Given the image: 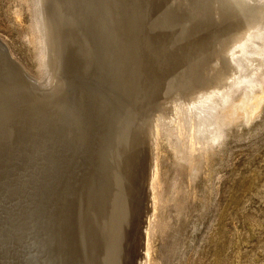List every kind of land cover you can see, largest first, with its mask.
Returning <instances> with one entry per match:
<instances>
[{
    "label": "rangeland",
    "instance_id": "rangeland-1",
    "mask_svg": "<svg viewBox=\"0 0 264 264\" xmlns=\"http://www.w3.org/2000/svg\"><path fill=\"white\" fill-rule=\"evenodd\" d=\"M41 1L42 9L52 26L53 34L49 36V42L52 46V72L39 79L32 57V47L27 39L26 32H24L27 31L28 24L26 7H24V4H18L16 0H0V44L2 46H0V68L3 64L5 66V69L1 68L2 71L5 70L4 73H1L0 69V89L3 87L1 89L3 94L0 90V121L4 122L3 124L0 122V134L4 133L0 135V142L3 143L2 145L0 143V227L2 226L0 236L4 237L3 240L0 237V243L3 242L0 244V252L2 251L3 255L0 253V256H4L3 259L5 258V260L12 261L13 263L6 261L11 264H38V262L55 264L56 261L58 264L76 263L77 261H80L77 264H143L144 257L141 261L140 254L143 255L144 252L142 251H145V245L142 244H145V216L149 214L148 212L151 211L152 207L149 182L151 176L149 175L152 173L153 160L155 159L153 148H151L149 141H145L146 134L149 131V120L157 112L159 106L165 103L172 105L173 99L178 96V93L189 92L196 74L199 73L203 76L208 74L212 64L211 39L216 23H202L198 6L191 3L192 0ZM17 4L20 6H17ZM174 68L175 71L171 72ZM6 70L7 73H5ZM168 78L170 84L165 91L162 88H165ZM1 81H5L2 84L3 86ZM6 81L18 87L14 89L12 84V91L19 90L20 92H11V84L8 85L9 83ZM21 83L22 85H20ZM19 88L25 89V94H21L23 91ZM15 97L19 100L22 97L24 99L19 102ZM16 99L18 105L23 107L22 110L19 106V108L17 107V102L13 103V100L16 101ZM22 101L27 102L25 104L31 106V109L29 110V107L27 106V108ZM13 104L15 108H13ZM40 104L42 108L36 109L35 106L37 108L41 107ZM24 107H26V110ZM16 108L20 110H16ZM57 115L62 116L60 119H63L61 120L63 123ZM32 118L35 121H32ZM40 118L43 119L40 120ZM21 121H23V124ZM31 121L34 128L32 124L30 125ZM38 122H40L39 125ZM54 122L62 125L56 126L58 124ZM51 124L52 128H50ZM66 125H70L69 129ZM25 126L26 128H24ZM70 127L73 128V133H71ZM26 131L28 134H26ZM76 134L79 135V138ZM60 136L63 137L60 138ZM71 136H74L72 139L75 138L77 142H74ZM21 137L24 139L23 141L27 140L26 143L22 141ZM69 137L73 143L69 141ZM15 139L17 144L20 141L24 144L17 145L14 142ZM62 139L64 142L61 141ZM140 139H144L145 142ZM133 140L139 142V145L134 141L135 145ZM231 140L221 153L206 164L205 174L199 182L197 193L195 192V196L187 199L185 209L175 215L176 212L172 203L166 208L171 217L169 220L170 225L165 230L163 238H159L155 242L156 255L160 258L161 264H264V122L248 134ZM14 143L17 149L21 150L17 151L15 147L16 151H13ZM130 143L134 146L132 147ZM70 144H73L75 148H71L72 145ZM145 144H149L150 147ZM127 145H131L130 148ZM68 147L70 148L68 149ZM39 149L43 151L41 150V152ZM12 152H15V154H12ZM17 152L20 153L21 157ZM139 152L144 153V155ZM151 153L153 154L151 155ZM133 157H135L134 160ZM63 158L69 160L64 159V161ZM123 158L127 161H123ZM130 160H133L132 164ZM143 161L146 165L142 164ZM169 162L170 158L165 163V167L168 170L170 169L169 173H171L173 167ZM36 168L39 170H36ZM135 168L140 170L137 171ZM128 169L129 171L131 169V171H127ZM59 170H61V175ZM64 170L66 173H64ZM135 171H137L136 175ZM128 173H131V175ZM137 174L141 175L139 178L143 177L140 179L142 182H139ZM8 175H11L10 178ZM129 175L137 177L136 179L139 181L134 180L135 183H133V178ZM35 176L40 180H37ZM49 177L50 179H48ZM61 178L62 180L64 178V181L69 185L64 183ZM168 178L166 176L165 181L169 180ZM143 179L148 181L145 180L144 182ZM59 181L61 184H59ZM134 185H136V188L133 187ZM165 185H167V182ZM57 188L58 191L61 192L62 189L63 191L59 193ZM66 189L67 193L65 192ZM127 191L129 192L127 193ZM42 192L43 194H41ZM49 192L50 196L48 195ZM23 193L24 195H22ZM45 194H47V197ZM59 194L61 196L65 195L63 199ZM53 195L57 199L61 197L62 201L58 203ZM44 198L48 199L45 200ZM51 199H53V202ZM8 200L11 202H8ZM69 200L72 203H68ZM114 201H117V204H113ZM128 202L130 204L134 203L135 209H133L132 204L130 212H127V208L129 209L130 206H128ZM137 202H140V204L138 205ZM108 203L110 207L106 205ZM49 204L55 208L52 209ZM143 204L146 213L142 206L143 211L138 208ZM149 204L151 205L150 209H148ZM59 205H62V207ZM115 205H120L123 209ZM44 207H48L47 210ZM67 210L72 215L66 214L65 216ZM132 212L134 214L131 215ZM55 213L59 214L56 215ZM142 214L145 215L144 218H142ZM140 215L142 219H139ZM50 216H55V218ZM56 217L58 218L56 219ZM59 217H61V220ZM50 218L55 221H51ZM125 218L126 221L131 220V222H126L130 225L125 223ZM65 220L68 221L64 222ZM2 222L6 223L3 224ZM61 222H63V225L67 223L69 227L67 224H65L67 228L64 227ZM114 222L117 223H115L117 227ZM19 224H22L21 227ZM51 224L53 225L51 226ZM109 224L112 226H108ZM124 224L126 225L124 226ZM61 225L60 228L63 230L58 228ZM10 226L11 228H9ZM45 226L52 228L47 229L44 228ZM65 229L69 231L66 230L68 234L64 231ZM45 231H50V234ZM128 232H137L130 236L132 239L138 238L137 241L134 239V243L130 241L132 239L129 237ZM139 232L142 234H138ZM26 234L28 235L26 236ZM74 234L77 236H74ZM18 235H22V239ZM138 235L143 236L138 237ZM135 236L137 237L135 238ZM19 238L20 241H18ZM75 238L78 239L75 240ZM139 238H142L140 242ZM23 239H25V242ZM49 239L56 242L47 241ZM9 240H12L11 244ZM16 240L17 242H15ZM27 240H31V244ZM32 241L34 244L36 243L35 246L38 244V248L35 249ZM73 241H78V243L73 244ZM20 242L21 244H18L19 248L16 243ZM52 244L55 245L52 248H56V250L48 247ZM10 245H15L16 249ZM59 245L62 246L59 247ZM5 247L8 256L4 250ZM44 248H48L49 250L46 249V252L52 251V254L44 252L45 250H42ZM12 249L17 250V253ZM134 249L139 252H134ZM30 250L33 252L30 253ZM61 251H64L63 253L67 251L68 254H65L69 258L67 255L64 257ZM10 252H13L11 253L13 257ZM27 252L29 253L27 254ZM73 252L76 255H73ZM21 254L27 256L28 259L24 256L22 261ZM70 255L75 258L74 261H72L73 258L71 260ZM132 255L135 257L132 258ZM75 256L78 257L77 260ZM110 256L114 258L110 260ZM46 257L48 258L46 259ZM103 257L105 261L100 259ZM137 257L140 259L137 260ZM3 259H0V261H3L0 262L1 264H5ZM53 259L56 261L54 262ZM66 259L67 261H65ZM97 261L98 263H96Z\"/></svg>",
    "mask_w": 264,
    "mask_h": 264
},
{
    "label": "bare ground",
    "instance_id": "bare-ground-1",
    "mask_svg": "<svg viewBox=\"0 0 264 264\" xmlns=\"http://www.w3.org/2000/svg\"><path fill=\"white\" fill-rule=\"evenodd\" d=\"M19 3L21 4H24L26 7V10H27V14L28 15V24H27V31H24L26 32V35H27V39L29 41V43L31 44L30 46L32 47V57H33V60H34V66H35V69H36V73H37V76L38 78H43L45 75L47 74H51V68H52V46H51V43L49 42V36H51L53 34V31H52V26L50 24V21L47 17V15L45 14L44 10L42 9V1L41 0H16ZM191 3H194L196 4L198 7V12L200 14V17L202 19V23H207V24H214L216 23V27L214 28V31H213V37H212V46H211V60H212V64H211V67L209 68V71H208V74L203 76L201 74H196L193 78V86L191 88V90L189 92H183V93H178V96L174 97L173 99V102H172V105H168L167 103L165 104H162L161 106H159L157 108V112H155L153 114V116L151 117V119L149 120V124H148V127H149V131L148 133L146 134L147 138H145L146 140L145 141H149L150 143V146L151 148H153L154 150V153H151V155L153 154V157L155 158L153 161V169H152V173L149 175V173H147L145 170H143V172L145 171L150 177V188H151V199H152V207L151 205L148 206L150 209L151 207V211L150 210H147V211H150L148 212L149 216H145L144 214H142V218H146V224L144 226L145 228V239H144V243L143 246L145 245V251H142L144 252L143 255L140 254V258L137 257V260L140 259L142 261V258L144 257L143 259V264H161L160 262V258L156 255V240L157 239H161L163 238V235H164V232L166 229H168L169 225H170V214H169V211L166 209L168 206L172 205L174 206V211L176 212L175 215H177L179 212H181L182 210L185 209L186 205H185V202L187 201V199H189L190 197H193L196 195V190H197V187L199 185V182L202 180V176H204L205 174V166L206 164H208L211 160H213L217 154L221 153L223 151V149L226 147V145H228V142L233 139V138H238L240 137L241 135H245V134H248L249 132H251L252 130H254L257 126H259L260 124H262L264 122V0H192ZM14 5V3H12ZM17 6H20L18 5ZM23 6V5H22ZM16 7V6H15ZM19 8V7H18ZM23 8V7H22ZM21 9V8H20ZM24 10V9H23ZM25 12V11H24ZM19 13V12H18ZM116 33V32H115ZM25 35V37H26ZM24 39V38H23ZM27 42V41H26ZM1 46V44H0ZM2 47V46H1ZM0 47V49H1ZM3 50V49H2ZM4 52V51H3ZM1 57V56H0ZM3 61V59H2ZM1 61V62H2ZM6 62V61H5ZM3 64V63H2ZM6 65V64H5ZM4 68V64L1 66V68ZM0 68V69H1ZM8 68V66H7ZM5 69V68H4ZM3 69V71H5ZM33 70V69H32ZM2 71V69H1ZM1 72V73H4V72ZM9 71V70H8ZM175 71V68L171 70V72ZM12 72V71H11ZM7 73V70L6 72ZM170 73V72H169ZM10 74V73H9ZM152 74V73H151ZM3 75V74H2ZM1 75V76H2ZM11 75V74H10ZM35 75V74H34ZM3 77V76H2ZM9 77V76H8ZM12 77V75H11ZM10 77L11 81L12 78ZM15 77V76H14ZM1 78V77H0ZM6 78V77H4ZM6 80H9L8 78H6ZM16 80V79H14ZM5 82V81H4ZM3 81H1V85L4 84ZM7 82V81H6ZM9 83L8 85H10L11 83L10 82H7ZM16 83V82H14ZM13 84V83H12ZM12 84H11V92H14L12 91V89H17L18 87H15V84L14 87L12 88ZM17 84H19L17 82ZM169 84H170V80L169 78L167 79V82L165 83V88H162V89H165V91L169 88ZM22 85V83L20 84ZM20 85H17V86H20ZM162 85V84H161ZM3 86V85H2ZM1 86V87H2ZM9 87V86H8ZM8 87H7V90H8ZM23 88V87H22ZM22 88H19V89H22ZM3 89V87L1 88ZM0 89V90H1ZM25 90V89H24ZM24 90L22 89L21 91V94L24 93ZM2 91V90H1ZM6 91V90H5ZM164 91V90H163ZM15 92H20L19 90L15 91ZM14 92V93H15ZM2 94H3V91H2ZM25 94V93H24ZM9 95V93H8ZM12 95V94H11ZM19 96V94H18ZM21 96V95H20ZM4 97V96H3ZM11 97V96H9ZM14 97V96H13ZM23 97H26V96H23ZM22 97L21 100H23L24 98ZM32 97V96H31ZM17 98V97H15ZM9 99V98H7ZM18 101L20 102L21 100H19V98H17ZM14 101L13 100V103L14 102H17V107L20 105H18V101ZM26 99V98H25ZM67 99V98H66ZM30 100V99H29ZM32 100V99H31ZM34 100V99H33ZM42 100V99H41ZM4 101V100H3ZM6 101V100H5ZM8 101V100H7ZM36 101V100H35ZM10 102V101H9ZM8 102V103H9ZM40 102V101H39ZM59 102V101H58ZM69 102V100H68ZM22 103H24V105H26L25 103L27 102H24L22 101ZM30 103H32L30 101ZM42 103V102H40ZM63 103V102H62ZM60 103V104H62ZM3 104V102H2ZM7 104V103H6ZM11 104H12V101H11ZM21 104V103H19ZM23 105V106H24ZM43 105V104H42ZM59 105V104H57ZM70 105V104H69ZM4 106V105H3ZM12 106V105H11ZM28 105H26L27 107ZM41 106V104H40ZM44 106V105H43ZM61 106V105H60ZM18 107V108H19ZM26 107H24V109L26 110ZM29 107V106H28ZM27 107V108H28ZM31 107V106H30ZM29 107V110L31 109ZM53 107V106H51ZM67 107V106H65ZM13 108L14 107V104H13ZM16 108V110L18 109ZM21 110L23 107H20ZM34 108V107H32ZM36 109H39V108H42L41 107H36ZM34 108V110H35ZM6 109V108H4ZM46 109V108H44ZM51 109V108H50ZM49 109V110H50ZM7 110V109H6ZM20 110V109H18ZM41 110V109H40ZM39 110V112H40ZM72 110V109H71ZM3 111V110H1ZM54 111V110H53ZM58 111V110H57ZM62 111V110H61ZM24 112V111H23ZM26 112V111H25ZM35 112V111H33ZM56 112V111H55ZM65 112V111H64ZM72 112V111H71ZM2 113V112H1ZM52 113V112H51ZM74 113V112H72ZM3 114V113H2ZM40 114V113H39ZM43 114H46V113H43ZM66 114V113H64ZM32 115V114H31ZM53 115V114H52ZM72 115V114H71ZM2 116V115H1ZM37 116V115H36ZM48 116V115H47ZM50 116V115H49ZM59 116L58 119L62 118L61 115H57ZM61 116V117H60ZM9 117V116H8ZM42 117V116H41ZM73 117V116H72ZM7 118V116H6ZM39 118V117H38ZM51 118V117H50ZM49 118V119H50ZM55 118V117H53ZM71 118V117H70ZM69 118V119H70ZM8 119V118H7ZM33 119V118H32ZM43 119V118H40V120ZM57 119V118H56ZM68 119V117H67ZM73 119V118H72ZM1 120V119H0ZM9 120V119H8ZM30 120V119H29ZM63 120V119H60V121ZM71 120V119H70ZM69 120V121H70ZM20 121V120H19ZM18 121V122H19ZM27 121V120H26ZM32 121H35L34 119ZM32 121L30 123V125L32 124ZM43 121V120H42ZM66 121V120H65ZM64 121V122H65ZM73 121V120H71ZM1 122V121H0ZM23 121H21L22 123ZM47 122V121H46ZM59 122V121H58ZM58 122H54L55 124H58ZM4 122H1V124H3ZM25 123V122H24ZM37 123V122H36ZM40 122H38V125H39ZM42 123V122H41ZM61 123H63L61 121ZM67 123V121H66ZM23 124V123H22ZM35 124V122H34ZM46 124V123H45ZM48 124V122H47ZM46 124V125H47ZM53 124V123H52ZM52 124H51V127L52 128ZM65 124V123H64ZM69 124V123H68ZM71 124V122H70ZM73 124V122H72ZM26 125V124H25ZM33 125V124H32ZM37 125V124H36ZM37 125V126H38ZM43 125V123H42ZM45 125V126H46ZM62 124H58L56 126H61ZM75 125V124H74ZM27 126V125H26ZM26 126L24 128H26ZM29 126V125H28ZM44 126V125H43ZM50 126V125H49ZM55 126V125H54ZM67 126V125H66ZM69 126L68 125V129H69ZM76 126V125H75ZM19 127V126H18ZM64 129H65V126H63ZM73 127V126H71ZM70 129L72 130L73 128ZM6 128V127H5ZM33 128H34V125H33ZM33 128L31 127V129L33 130ZM37 128V127H36ZM35 128V130H36ZM43 128V127H42ZM41 128V129H42ZM45 128V127H44ZM1 129V128H0ZM23 129V128H21ZM40 129V131H41ZM46 129V128H45ZM60 129V128H58ZM62 129V127H61ZM6 130V129H4ZM28 130V129H27ZM48 130V128H47ZM56 130V129H55ZM63 130V129H62ZM61 130V131H62ZM66 130V129H65ZM63 130V131H65ZM3 131V130H2ZM24 131V130H23ZM29 131H30V127H29ZM38 131V130H37ZM18 132V131H17ZM27 132V131H26ZM36 132V131H34ZM59 132V131H58ZM67 132V131H66ZM65 132V133H66ZM71 132V131H69ZM74 131L72 130L71 133H73ZM1 133V132H0ZM6 133V132H5ZM30 133V132H29ZM57 133V132H56ZM62 133V132H61ZM64 133V132H63ZM4 134V133H2ZM0 134V135H2ZM24 134V132H23ZM28 134V132L26 133ZM35 134V133H34ZM39 134V133H37ZM41 134V133H40ZM52 134V133H50ZM32 135V134H31ZM62 135V134H61ZM65 135V134H63ZM72 135V134H71ZM74 135V134H73ZM77 135V134H76ZM18 136V135H17ZM29 136V135H28ZM67 136V135H66ZM68 136H70L68 134ZM31 137V136H30ZM36 137V136H35ZM34 137V139H35ZM51 137V136H50ZM59 137V136H58ZM63 137V136H62ZM60 136V138H62ZM72 137L74 136H71V139ZM77 137L79 138V135H77ZM32 138V137H31ZM41 138V137H40ZM52 138V137H51ZM68 138V137H67ZM77 138V140H78ZM18 139V137H17ZM22 139V137H21ZM33 139V140H34ZM38 139V138H37ZM66 139V138H65ZM70 137H69V141L71 140ZM135 139V138H134ZM24 139H22L23 141ZM32 140V141H33ZM39 140V139H38ZM43 140V139H42ZM46 140V139H45ZM51 140V139H50ZM49 140V141H50ZM68 140V139H66ZM74 142H77L75 141L76 139H72ZM80 140V139H79ZM132 140V139H131ZM130 140V142H131ZM142 140V142H145L143 141L144 139H140ZM3 141V140H1ZM20 141V139H19ZM27 141V140H25ZM23 141V142H25ZM53 141V140H52ZM63 141V139L61 140ZM135 140H133L134 142ZM232 141V140H231ZM234 141V140H233ZM16 144H17V140L15 139L14 141ZM23 142L20 141V143H22V145L24 144ZM37 142V141H36ZM35 142V143H36ZM42 142V141H41ZM51 142V141H50ZM64 142V141H63ZM66 142V141H65ZM68 142V141H67ZM71 143H73L72 141H70ZM136 142V141H135ZM134 144L136 145V143H138L139 145V142H136ZM1 145L3 144L2 142H0ZM14 143V144H15ZM18 143V144H20ZM26 143V142H25ZM32 143V142H31ZM39 143V142H38ZM46 143V142H45ZM54 143V142H53ZM58 143V142H57ZM57 143H55L57 145ZM62 143V142H61ZM132 143V142H131ZM130 143V144H131ZM141 143V142H140ZM6 144V143H5ZM13 144V145H14ZM16 144L14 147H12L13 151H19L21 149H17L16 147ZM17 144V145H18ZM40 144V143H39ZM65 144V143H64ZM68 144V143H67ZM66 144V145H67ZM78 144V143H77ZM128 144V143H127ZM134 144L132 145V147L134 146ZM37 145V144H36ZM46 145V144H45ZM72 146H70L71 148H75L73 147V144H70ZM129 145V144H128ZM127 145V146H128ZM130 145V146H131ZM147 145L148 147L149 144H145ZM21 146V144H20ZM31 146V145H30ZM50 146V145H49ZM69 146V145H67ZM66 146V147H67ZM75 146V144H74ZM125 146V147H127ZM130 146H128L130 148ZM143 146V144H142ZM141 146V147H142ZM15 147H16V150H15ZM27 147V146H26ZM52 147H53V144H52ZM57 147V146H55ZM68 147V149L70 148ZM131 147V148H132ZM140 147V146H139ZM140 147V148H141ZM21 148V147H20ZM30 148V147H29ZM60 148V147H59ZM63 148V147H62ZM135 148V147H134ZM145 148V146H144ZM1 149V147H0ZM23 149V148H22ZM147 149V148H146ZM31 150V149H30ZM40 150V149H39ZM42 150V149H41ZM40 150V151H41ZM46 150V149H45ZM48 150V148H47ZM59 150V149H58ZM75 150V149H74ZM125 150V148H124ZM131 150V149H130ZM135 150H137L135 148ZM141 150V149H140ZM143 150V149H142ZM33 151V150H31ZM43 151V150H42ZM41 151V152H42ZM127 151V150H125ZM134 151V149H133ZM131 151V152H133ZM145 151V150H144ZM147 151V150H146ZM37 152V151H36ZM66 152V151H64ZM68 152H70L68 150ZM74 152V151H73ZM129 152V151H128ZM135 152V151H134ZM143 152V151H142ZM141 152V153H142ZM18 153V152H17ZM30 153V152H29ZM35 153V152H34ZM71 153V152H70ZM137 153V152H135ZM140 153V152H139ZM140 153V154H141ZM12 154H15V152ZM20 153H18L19 155ZM33 154V153H32ZM36 154V153H35ZM52 154V153H51ZM63 154V153H62ZM134 154V153H133ZM144 155V153H142ZM148 154V153H146ZM142 155V156H143ZM155 155V156H154ZM14 156V155H13ZM20 156V155H19ZM29 156V155H28ZM34 156V155H32ZM45 156V155H43ZM60 156V155H59ZM148 156V155H147ZM16 157V155H15ZM13 157V158H15ZM21 157V156H20ZM25 157V156H24ZM39 157V156H38ZM55 157V156H54ZM57 157V156H56ZM70 157V156H69ZM137 157V156H136ZM152 157V156H151ZM27 158V157H26ZM33 159V157H31ZM48 158V157H47ZM59 158V157H58ZM135 157H133L132 159L134 160ZM168 158H170V162H171V165L173 167V170L171 173H169V170L165 167V163L167 162ZM20 159V158H19ZM29 159V158H28ZM40 161H41V157L39 158ZM53 159V158H52ZM62 159V158H60ZM65 158H63L64 160ZM68 159V158H66ZM65 159V160H66ZM124 159V158H123ZM122 159V160H123ZM130 159V158H129ZM138 159V158H137ZM140 159V158H139ZM37 160V159H36ZM57 160V159H55ZM59 160V159H58ZM64 160V161H65ZM69 160V159H68ZM121 160V162H122ZM132 160V161H133ZM136 160V159H135ZM39 161V160H38ZM46 161V160H44ZM63 161V162H64ZM71 161V160H70ZM123 161H127V159L123 160ZM129 161V160H128ZM130 160V163L132 162ZM20 162V160H19ZM28 162V161H27ZM58 163V161H56ZM61 162V161H60ZM67 162V161H66ZM169 162V163H170ZM21 163V162H20ZM26 163V161H25ZM31 163V162H30ZM29 163V164H30ZM37 163V161H36ZM53 163V162H52ZM65 163V162H64ZM69 163V162H67ZM129 164V162H127ZM142 163V162H141ZM35 163L33 162V165ZM45 164V163H44ZM121 164V163H120ZM124 165V163H122ZM132 164V163H131ZM130 164V165H131ZM136 164V163H134ZM138 164V162H137ZM140 164V163H139ZM142 164H145L144 161ZM141 164V165H142ZM17 165V164H16ZM31 165V164H30ZM37 165V164H36ZM35 165V166H36ZM40 165V164H39ZM57 165V164H56ZM60 165V164H59ZM58 165V167H59ZM62 165V164H61ZM66 165V163L64 164ZM146 165V164H145ZM144 165V166H145ZM148 165V164H147ZM12 166V165H11ZM22 166H24L22 164ZM42 166V165H41ZM50 166V165H49ZM55 166V165H54ZM53 166V167H54ZM28 167V166H27ZM32 167V166H31ZM29 167V168H31ZM39 167V166H38ZM64 167V166H63ZM62 167V168H63ZM123 167V166H122ZM26 168V167H25ZM45 168V167H44ZM50 168V167H49ZM14 169V168H13ZM35 169V168H34ZM45 169H48V168H45ZM57 169V167H56ZM59 169V168H58ZM61 169V168H60ZM65 169V168H64ZM124 169V168H123ZM134 169V168H133ZM137 171H139L137 168H135ZM22 170V169H21ZM36 170H39L36 168ZM44 170V169H42ZM49 170V169H48ZM54 170V169H53ZM66 170V169H65ZM64 170V171H65ZM125 170V169H124ZM149 170V169H147ZM18 171V169H17ZM16 171V172H17ZM50 171V170H49ZM52 171V170H51ZM129 171V169L127 170ZM131 171V169H130ZM129 171V172H130ZM135 171V175H136V172ZM151 171V170H150ZM24 172V170H23ZM32 172V171H31ZM48 172V171H47ZM53 172V171H52ZM56 172V171H55ZM61 172V170H59V173ZM142 172V173H143ZM35 173V172H34ZM66 173V171L64 172ZM140 173V172H139ZM13 174V173H12ZM28 174V173H26ZM44 174V173H43ZM131 175V173H128ZM14 175V174H13ZM42 175V174H41ZM57 175V174H56ZM59 175V174H58ZM61 175V173H60ZM129 175V176H130ZM134 175V174H133ZM134 175V176H135ZM9 176V175H8ZM11 176V175H10ZM9 176V178H10ZM43 176V175H42ZM68 176V175H67ZM138 176V179H142V178H139V174H137ZM166 176H168L169 180L165 181L166 179ZM7 177V176H6ZM24 177V176H23ZM36 179H37V176H35ZM62 177V176H61ZM132 177L133 181L134 180H137L136 178L137 177H133V176H130ZM128 177V178H130ZM25 178V177H24ZM28 178V177H27ZM66 179V177H64ZM64 178L62 181H64ZM68 178V177H67ZM135 178V179H134ZM7 179V178H6ZM35 179V178H34ZM50 179V177L48 178ZM9 180V179H8ZM26 180V179H25ZM37 180H40V179H37ZM119 180V179H118ZM131 180V181H132ZM137 180V181H139ZM144 180V179H143ZM146 181H148L147 179H145ZM144 180V182H145ZM28 181V180H26ZM25 181V183H26ZM45 181V180H44ZM68 181V180H67ZM167 182V185H165V183ZM17 182V181H16ZM20 182V181H19ZM54 184H56L55 181H53ZM120 182V181H119ZM118 182V184H120ZM139 182H142V180H140ZM12 183H13V180H12ZM46 183V182H45ZM58 183V182H57ZM64 183L68 184L67 182L64 181ZM135 183V181L133 182ZM20 184V183H19ZM30 184V183H29ZM33 184V183H32ZM59 184L60 181H59ZM83 184V183H82ZM126 184V183H125ZM128 184V183H127ZM22 185V184H21ZM26 185V184H25ZM28 185V184H27ZM48 185V184H47ZM58 185V184H57ZM69 185V184H68ZM124 185V184H123ZM129 185V184H128ZM131 185H133L131 183ZM139 185V184H138ZM165 185V186H164ZM41 186V185H40ZM67 186V185H66ZM25 187V186H23ZM35 187V186H33ZM32 187V188H33ZM46 187V185H45ZM50 187V186H49ZM58 188L60 187L57 186ZM121 187V185H120ZM126 187V185H125ZM124 187V189L126 190V188ZM133 187L136 188V185H134ZM132 187V188H133ZM138 187V186H137ZM39 188V186H38ZM54 188H56L54 186ZM58 188H57V191H58ZM6 189V188H5ZM11 189V188H10ZM40 189V188H39ZM78 189V188H77ZM128 189V188H127ZM21 190V189H19ZM65 190V188H64ZM6 191V190H5ZM8 191V190H7ZM24 191V190H23ZM30 191V189H29ZM63 191V189H62ZM61 191V192H62ZM70 191V190H68ZM132 191V190H130ZM134 191V190H133ZM41 192V191H40ZM59 193H61L60 191H58ZM67 193V189L65 191ZM71 192V191H70ZM125 192V191H124ZM129 191H127L128 193ZM196 192V193H195ZM7 193V192H6ZM12 193V192H11ZM56 193V192H55ZM132 193V192H131ZM2 194H4V192H2ZM17 194V193H16ZM27 194V193H26ZM43 194V192L41 193ZM54 194V193H53ZM64 194V193H63ZM69 194V193H68ZM5 195V194H4ZM13 195V194H12ZM21 195V194H20ZM24 195V193L22 194ZM30 195V194H29ZM46 197H47V194H45ZM49 196L51 195L50 192L48 194ZM60 195V194H59ZM58 195V196H59ZM67 195V194H66ZM1 196V194H0ZM54 196V195H53ZM57 196V194H56ZM56 196H54L56 198ZM61 196V195H60ZM63 196L65 195H62V199H63ZM68 196V195H67ZM6 197V196H5ZM14 197H15V193H14ZM23 197V196H22ZM61 197H59L60 199H57L58 200V203L59 201H62L61 200ZM73 197V196H72ZM116 197H118L116 195ZM120 197V196H119ZM123 197V195H122ZM7 198L9 199V197L7 196ZM6 198V199H7ZM13 198V196H12ZM11 198V199H12ZM16 198V197H15ZM27 198V197H26ZM39 198V197H37ZM48 198H51V197H48ZM47 198V199H48ZM126 198V197H125ZM195 198V197H194ZM10 199V200H11ZM42 199V198H41ZM45 199V198H44ZM45 199V200H47ZM73 199V198H72ZM71 199V200H72ZM115 199V197H114ZM119 199V198H118ZM196 199V198H195ZM16 200V199H15ZM19 200V199H18ZM43 200V199H42ZM52 202H53V199H51ZM128 200V199H126ZM14 201V199H13ZM24 201V200H23ZM29 201V200H28ZM44 201V200H43ZM8 202H11L8 200ZM21 202V201H20ZM26 202V201H25ZM33 202V201H32ZM39 202H41L39 200ZM49 202V201H47ZM57 202V201H56ZM55 202V203H56ZM71 202L70 200L68 201V203ZM118 202H120L118 200ZM131 202V201H130ZM132 202H135V201H132ZM13 203V202H12ZM19 203V202H18ZM34 203V202H33ZM45 203V202H44ZM54 203V204H55ZM72 203V202H71ZM70 203V204H71ZM109 203H112V202H109ZM109 203L106 204L107 206H109ZM129 203V202H128ZM127 203V204H128ZM138 205L140 204V202H137ZM14 204V203H13ZM22 204V203H21ZM20 204V205H21ZM53 204V203H51ZM53 204V205H54ZM113 204H117V201ZM119 204V203H118ZM133 204V209L134 208V203ZM132 204H128L129 206V209L127 208V212H130V207L132 209ZM136 204V203H135ZM28 205V204H27ZM39 205V204H38ZM41 205V204H40ZM50 205V204H49ZM65 205V204H64ZM125 205V204H124ZM137 205V204H136ZM43 206V205H42ZM41 206V208H42ZM46 206V205H45ZM51 206V205H50ZM60 206V205H59ZM106 206V207H107ZM114 206V205H113ZM116 206V205H115ZM120 205L116 206L118 208ZM123 206V205H122ZM126 207H128L127 205H125ZM141 206H142V209H144V212H145V209L146 208H143L144 207V204L143 205H140L138 208L141 209ZM28 207H30L28 205ZM27 207V208H28ZM40 207V206H39ZM62 207V205L60 206ZM110 207V206H109ZM112 207V206H111ZM115 207L116 210H118L117 208ZM147 207V206H145ZM6 208V207H5ZM4 208V209H5ZM10 208V207H9ZM18 208V207H17ZM24 208V207H23ZM40 208V210H41ZM46 208V207H44ZM48 208V207H47ZM47 208L45 210H47ZM51 208H55V207H52ZM108 208V207H107ZM114 208V207H113ZM122 208V207H121ZM125 208V207H124ZM1 209V208H0ZM34 209V208H33ZM103 209V208H102ZM123 209V208H122ZM137 209V207H136ZM141 209V210H142ZM6 210V209H5ZM126 210V209H125ZM130 210V211H129ZM4 211V210H3ZM7 211V210H6ZM17 211V210H15ZM32 211V210H31ZM35 211V210H34ZM54 211V210H52ZM63 211V210H61ZM103 211V210H102ZM105 211V210H104ZM103 211V212H104ZM108 211V209H107ZM115 211V210H114ZM120 211V210H119ZM132 211H135V210H132ZM143 211V210H142ZM50 212V211H49ZM55 212V211H54ZM70 212V211H69ZM68 210H67V213H65V216L66 214H69ZM101 212V210H100ZM116 212V211H115ZM136 212V211H135ZM141 212V211H140ZM40 213V212H39ZM42 213V212H41ZM45 213V212H43ZM48 213V212H46ZM53 213V212H52ZM51 213V214H52ZM63 213V212H62ZM63 213V214H64ZM143 213V212H141ZM146 213V212H145ZM1 214V213H0ZM18 214V213H17ZM31 214V213H30ZM50 214V215H51ZM56 214V213H55ZM59 213H57L56 215H58ZM72 215V213H70ZM69 214V215H70ZM106 214V212H105ZM108 214V213H107ZM113 214V213H112ZM134 214L133 212L131 213V215ZM9 215V214H8ZM104 215V213H103ZM110 215V214H108ZM115 215V214H114ZM127 215V214H126ZM136 215V213H135ZM133 215V216H135ZM139 215V214H138ZM15 216V215H14ZM13 216V218H14ZM21 216V215H20ZM48 217V215H46ZM60 216H61V213H60ZM102 216V215H101ZM107 216V215H106ZM116 216V215H115ZM128 216V215H127ZM137 216V215H136ZM135 216V217H136ZM9 217V216H8ZM17 217V216H16ZM19 217V216H18ZM17 217V218H18ZM25 217V216H24ZM30 217V215H29ZM45 217V216H44ZM50 217H54L55 216H50ZM63 217V216H62ZM103 217V216H102ZM105 217V216H104ZM113 217V216H112ZM121 217V216H120ZM131 218V216H129ZM3 218V217H2ZM35 218V217H34ZM33 218V219H34ZM58 217H56L57 219ZM60 220H61V217H59ZM117 219V217H115ZM119 218V217H118ZM128 219V217H126ZM126 218L124 219L125 220V223L126 222H131V220H128L126 221ZM138 218V217H137ZM141 218V215L139 217V219ZM141 218V219H142ZM148 218V219H147ZM9 219V218H8ZM21 219V218H20ZM46 219V218H44ZM49 219V218H48ZM52 219V218H50ZM107 219V218H106ZM114 219V218H112ZM123 219V218H122ZM121 219V220H122ZM133 219V217L131 218ZM18 220V219H17ZM16 220V221H17ZM36 220V218H35ZM54 219H52L51 221H53ZM64 220V219H62ZM71 220V219H69ZM120 220V219H119ZM136 220V219H135ZM4 221V220H3ZM6 221V220H5ZM11 221V220H10ZM15 221V222H16ZM29 221V219H28ZM44 221V220H43ZM55 221V220H54ZM68 220H65L64 222H66ZM76 221V220H75ZM108 221V219H107ZM134 221V220H132ZM142 221V220H141ZM19 222V221H18ZM31 222V221H30ZM35 222V221H34ZM46 222H50V221H46ZM60 222V221H59ZM117 222V221H116ZM114 222V225L115 223ZM145 222V221H144ZM143 222V223H144ZM3 224L6 223V222H2ZM17 223V222H16ZM55 223H58V222H55ZM62 225H63V222H61ZM137 223V221H136ZM1 224V223H0ZM11 224V223H10ZM15 224V223H14ZM38 224V223H37ZM67 224V223H65ZM65 224L63 225L64 227ZM117 224V223H116ZM120 224V223H119ZM118 224V225H119ZM127 224V223H126ZM124 224V226L126 225ZM130 225V223H128ZM127 224V225H128ZM20 225V224H19ZM22 225V224H21ZM20 225V227H21ZM26 225V224H25ZM39 225V224H38ZM47 225V224H45ZM53 224H51L52 226ZM55 225V224H54ZM59 226L58 228L62 227ZM71 225V224H70ZM136 225V224H135ZM141 225V224H139ZM5 226V225H4ZM9 226V225H8ZM24 226V225H23ZM33 226V225H32ZM35 226V225H34ZM68 226V224H67ZM108 226H112V225H108ZM116 226V225H115ZM123 226V227H124ZM142 226V225H141ZM139 226V227H141ZM2 227V226H1ZM0 227V228H1ZM17 227V226H16ZM28 227V225H27ZM26 227V228H27ZM54 227V226H53ZM69 227V226H68ZM71 227V226H70ZM75 227V226H74ZM117 227V226H116ZM127 227V226H126ZM133 227H135L133 225ZM143 227V226H142ZM141 227V228H142ZM8 228V227H7ZM11 228V226L9 227ZM43 228V227H42ZM44 228H47L46 226ZM49 228H52V227H49ZM47 228V229H49ZM67 228V227H66ZM109 228H112V227H109ZM141 228H139V230H141ZM4 229V228H3ZM14 229V228H12ZM29 229V228H28ZM37 229V228H36ZM41 229V228H40ZM55 229V228H54ZM52 229V230H54ZM73 230V228H71ZM11 230V229H9ZM23 230H26V229H23ZM31 230V229H30ZM56 230H58L56 228ZM60 230H63L60 228ZM67 229H65L64 231L67 233L66 231ZM115 231V229H113ZM6 231V230H5ZM16 231V230H15ZM42 231V229H41ZM51 231V230H50ZM49 231V232H50ZM76 231V229H75ZM8 232V231H7ZM6 232V233H7ZM19 232V231H18ZM27 232V231H26ZM29 232V231H28ZM32 233V231H30ZM37 232V231H36ZM43 232V231H42ZM46 232V231H45ZM48 232V231H47ZM46 232V233H47ZM48 232V233H49ZM59 232V230H58ZM62 232V231H60ZM69 232V231H68ZM141 232V231H140ZM140 232L138 234H140ZM2 233V230L1 232ZM14 233V232H13ZM17 233V232H16ZM64 233V234H66ZM75 233V232H73ZM129 233V232H128ZM127 233V234H128ZM134 233V232H133ZM133 233H129V237L131 235H133ZM137 233V232H136ZM134 233V234H136ZM143 233V231H142ZM141 233V234H142ZM30 234V233H29ZM50 234V233H49ZM68 234V233H67ZM66 234V235H67ZM70 234V233H69ZM72 234V232H71ZM76 234V233H75ZM74 236H77L75 235ZM140 234V235H141ZM5 235V233H4ZM25 235V234H24ZM28 234H26L27 236ZM38 235V234H37ZM40 235V233H39ZM46 235V234H45ZM138 235V237L140 236ZM17 236V235H16ZM19 236V235H18ZM22 236V235H21ZM21 236H19L21 238ZM31 236V234H30ZM34 236V235H33ZM36 236V234H35ZM44 236V235H43ZM47 236V235H46ZM45 236V237H46ZM55 236V235H53ZM143 236V235H142ZM140 236V237H142ZM2 237V236H0ZM8 237V236H7ZM50 237V236H49ZM60 237V236H59ZM65 237V236H64ZM72 237V236H71ZM137 236H135L136 238ZM4 237H2V240H3ZM6 238V237H5ZM11 238V237H10ZM20 238L18 241H20ZM27 238V237H26ZM44 238V237H43ZM68 238V237H66ZM131 238V237H130ZM144 238V237H143ZM1 239V238H0ZM8 239V238H7ZM22 239V238H21ZM29 239V238H28ZM31 239V238H30ZM38 239V238H37ZM45 239V238H44ZM54 239V238H53ZM78 239V238H77ZM75 238V240H77ZM132 239V238H131ZM134 239V238H133ZM130 240V241H133ZM138 239V238H137ZM137 239H134L137 241ZM142 239V238H141ZM141 239L139 238V242L141 241ZM13 240V238H12ZM11 240V241H12ZM17 240L15 242H17ZM25 239H23L24 241ZM50 240L52 239H49L47 241L50 242ZM68 240V239H67ZM66 240V241H67ZM73 240V239H71ZM10 241V240H9ZM11 241H10V244H11ZM30 242L31 244V240H27ZM41 241V240H40ZM43 241V240H42ZM55 241V240H54ZM52 240V242H54ZM63 241H64V238H63ZM25 242V241H24ZM24 242H22L24 244ZM56 242V241H55ZM69 242V241H68ZM71 242V241H70ZM74 243L73 244H77L78 241H73ZM143 242V241H142ZM3 243V242H1ZM0 243V244H1ZM6 243V242H4ZM33 245L35 246L34 242L32 241ZM59 243V242H58ZM72 243V242H71ZM70 243V244H71ZM134 243V241H133ZM15 244V243H13ZM17 244V245H16ZM15 245L18 246V244H21L20 243H16ZM27 244V243H26ZM54 244H57V243H54ZM60 244V243H59ZM62 244H65V243H62ZM69 244V245H70ZM4 245V244H3ZM2 245V247H3ZM8 246V244H6ZM15 245H10V246H15ZM38 245V244H37ZM37 245L35 246V249L37 247ZM53 245V244H52ZM48 246L50 247V249L55 245L53 246ZM9 246V247H10ZM42 246V245H41ZM47 246V245H46ZM62 246V245H59V247ZM68 246V244H67ZM138 246V245H137ZM2 247H1V250H2ZM20 248V246H18ZM27 247V246H26ZM31 247V246H30ZM40 247V245H39ZM45 247V246H44ZM66 247V246H65ZM133 247H135V245H133ZM139 247V246H138ZM12 248V247H11ZM23 248V247H22ZM21 248V249H22ZM32 248V247H31ZM38 248V247H37ZM42 248V247H40ZM52 248V249H53ZM58 248V246H57ZM136 248V247H135ZM140 248V247H139ZM6 247H5V252H6ZM9 249V248H8ZM14 249H16V247H14ZM12 249V251L14 250ZM48 249V248H46ZM46 249H42V250H45L44 252H46ZM60 249V248H59ZM133 249V248H132ZM143 249V250H144ZM3 250V252H4ZM39 250V249H38ZM41 250V252H42ZM49 250V249H48ZM53 250H56L53 249ZM58 250V249H57ZM62 250V249H60ZM81 250V249H80ZM115 250V249H114ZM135 251L134 252H137L138 250L134 249ZM141 250V249H140ZM11 251V250H10ZM15 251V250H14ZM17 251V250H16ZM15 251V252H16ZM26 251V250H24ZM23 251V252H24ZM32 250H30V253H31ZM35 251V250H34ZM37 251V250H36ZM113 251V250H111ZM14 252V253H15ZM21 252V250H20ZM33 252V251H32ZM40 252V251H39ZM49 252V251H48ZM46 252V253H48ZM64 252V251H63ZM61 251V253H63ZM133 252V253H134ZM139 252V251H138ZM141 252V251H140ZM141 252V253H142ZM2 253V251L0 252ZM8 253V251L6 252V254ZM11 253L13 252H10V255H12ZM17 253V252H16ZM15 253V254H16ZM22 253V252H21ZM29 252H27L28 254ZM38 253V251H37ZM45 253V254H46ZM52 254V251L49 252ZM48 253V254H49ZM65 253L68 254V252L66 251ZM63 253L64 257L65 254ZM74 253V252H73ZM72 253V254H73ZM24 254V253H23ZM39 254H42V253H39ZM38 254V255H39ZM47 254V256H48ZM70 254V252H69ZM109 254V253H108ZM3 255V253H2ZM1 255V256H2ZM9 254H7L8 256ZM36 255V254H34ZM44 255V254H43ZM54 255V254H53ZM58 255V254H57ZM56 255V256H57ZM73 255H76L75 253ZM138 255V254H137ZM136 255V256H137ZM0 256V259H3V257ZM6 256V257H7ZM15 256V255H14ZM17 256V255H16ZM15 256V257H16ZM22 261L24 260L22 254ZM37 256V255H36ZM40 256V255H39ZM60 256V255H59ZM11 257V256H10ZM13 257V255H12ZM18 257V256H17ZM27 258V256H25ZM32 257V256H31ZM35 257V256H34ZM49 257V256H48ZM46 257V259L48 258ZM52 257V256H50ZM58 257V256H57ZM62 257V258H64ZM67 257L69 258V256L67 255ZM71 257V260H72V256L70 255ZM76 257V256H75ZM80 257H81V254H80ZM132 258L135 257V256H131ZM44 258V257H43ZM53 258V257H52ZM56 258V257H54ZM78 257H76V260H77ZM110 260H112V258L114 257H111L110 256ZM28 259V258H27ZM33 259V258H32ZM37 259V258H36ZM41 259V258H40ZM75 258H73L72 261H74ZM81 259V258H79ZM78 259V260H79ZM100 259H104L103 258H100ZM109 259V258H108ZM136 259V258H134ZM5 260V258L3 259ZM31 260V259H30ZM51 260V259H49ZM61 260V259H60ZM64 260V259H63ZM62 260V261H63ZM109 260V261H110ZM2 261V260H1ZM0 261V262H1ZM6 261L8 262H11L13 263L12 261L10 260H5V264L7 263ZM21 261V262H22ZM29 261V260H28ZM42 261V260H41ZM46 261V260H45ZM44 261V262H45ZM53 261L55 262L56 260L53 259ZM52 261V262H53ZM67 261V259L65 260ZM70 261V260H69ZM105 261V259H104ZM107 261V259H106ZM114 261V259H113ZM3 262V261H2ZM27 262V260H26ZM33 262V261H32ZM57 262V261H56ZM55 264H58L56 263ZM80 261H77L76 263L74 264H77L79 263ZM112 262V261H111ZM11 263H7V264H11ZM35 263V262H34ZM66 263V262H65ZM72 262H68V264H71ZM72 263V264H73ZM98 263V261L96 262ZM100 263V262H99ZM105 263V262H104ZM107 263V262H106ZM1 264V263H0ZM4 264V263H3ZM15 264V263H14ZM26 264V263H24ZM28 264V263H27ZM33 264V263H31ZM38 264H42V263H39ZM45 264V263H44ZM48 264H51V262ZM53 264V263H52ZM67 264V263H66ZM95 264V263H93ZM108 264V263H107ZM130 264V263H129Z\"/></svg>",
    "mask_w": 264,
    "mask_h": 264
}]
</instances>
